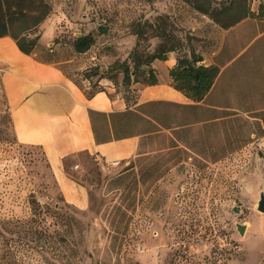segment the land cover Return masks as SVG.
Returning a JSON list of instances; mask_svg holds the SVG:
<instances>
[{
    "label": "rangeland",
    "instance_id": "obj_1",
    "mask_svg": "<svg viewBox=\"0 0 264 264\" xmlns=\"http://www.w3.org/2000/svg\"><path fill=\"white\" fill-rule=\"evenodd\" d=\"M46 1L52 13L37 30L32 59L52 49L70 73L106 70L133 48V24L162 15L223 75L195 109L177 106L188 101L157 60L154 87L142 77L124 88L119 75L115 84L73 76L86 93L100 90L129 106L151 92L153 107L143 111L166 128L141 141L139 157L106 171L82 154L84 169L70 175L88 189L83 211L62 202L42 154L14 140L0 93V264H264V213L256 207L264 194V20L224 30L181 0ZM258 5L250 3L256 16ZM81 35L93 44L73 55ZM146 39L153 51L158 41ZM96 123L100 134L103 117Z\"/></svg>",
    "mask_w": 264,
    "mask_h": 264
},
{
    "label": "crops",
    "instance_id": "obj_2",
    "mask_svg": "<svg viewBox=\"0 0 264 264\" xmlns=\"http://www.w3.org/2000/svg\"><path fill=\"white\" fill-rule=\"evenodd\" d=\"M202 60L205 66L219 69L206 100L214 93V87L223 74L222 68L215 62L207 61L205 57ZM175 62L173 55L169 54L163 63L170 69ZM0 67V93L4 98V109L9 116L14 140L42 154L51 181L65 205L79 211L87 209L90 202L88 189L70 175L81 173L84 169L79 157L82 154L88 156L95 166L106 171L114 161L126 163L139 157L141 141L152 135L132 134L121 139L96 141L95 134L101 135L103 127L110 132V126L105 125L107 120L105 122L103 118L102 132L99 134L96 117L125 113L127 109L133 110L155 97L151 96V92H146L131 107H127L119 97L109 99L101 92L87 98L55 66L40 64L23 55L9 37L0 39ZM96 100L102 103V107L94 106ZM185 105L191 103L188 101Z\"/></svg>",
    "mask_w": 264,
    "mask_h": 264
},
{
    "label": "trees",
    "instance_id": "obj_3",
    "mask_svg": "<svg viewBox=\"0 0 264 264\" xmlns=\"http://www.w3.org/2000/svg\"><path fill=\"white\" fill-rule=\"evenodd\" d=\"M191 6L200 15L207 17L211 22L221 29L228 28L242 22L244 19H254L259 17L264 20V1L258 0L257 16L250 10V3L257 0H181ZM52 13V5L46 0H0V39L9 37L15 44L16 49L23 55L32 57L36 53L39 35L37 30L49 15ZM135 43L131 51L122 62H114L106 70L94 65L79 73H70L66 66H58V61L51 58V50L47 51L45 58L35 57L34 60L40 64L54 65L63 76L70 79L75 86L85 94L87 98H92L95 92L86 93L78 80L73 76L89 80L91 77L97 78V82L107 79L115 84L116 76L121 77V87H128L129 84H137L139 77L144 78L147 87H154L157 84V77L151 68L155 60L166 62L169 53H176V62L168 72L170 87L186 98L191 105H177L185 108H198L200 103L211 92L215 80L218 77L219 69L216 66H205L200 54L195 53L191 45V37L185 34L183 39L178 37L173 22L169 16L158 15L153 23L138 22L131 26ZM97 33L106 35L105 27H98ZM150 34V39L158 42L153 51L144 46L147 42L146 35ZM93 44L91 35H81L74 39L71 44L72 54L79 55L87 52ZM63 66V65H62ZM104 74L106 76H104ZM133 79V81H132ZM127 102L126 100L124 101ZM136 103L132 104L134 106ZM127 107H131L126 103ZM153 107L152 103L140 104L133 110L127 109L125 113L111 114L104 116V121L109 124L110 132L103 127L101 135L95 134L96 141H104L108 138L121 139L128 135L137 136L150 135L160 130H165V126L156 116L147 115L143 109ZM91 117V114H90Z\"/></svg>",
    "mask_w": 264,
    "mask_h": 264
},
{
    "label": "water",
    "instance_id": "obj_4",
    "mask_svg": "<svg viewBox=\"0 0 264 264\" xmlns=\"http://www.w3.org/2000/svg\"><path fill=\"white\" fill-rule=\"evenodd\" d=\"M257 211L261 214L264 213V194H261L260 197H259V201L257 202ZM244 230H245V227L244 226H237V232L239 233V235H243L244 233Z\"/></svg>",
    "mask_w": 264,
    "mask_h": 264
},
{
    "label": "bare ground",
    "instance_id": "obj_5",
    "mask_svg": "<svg viewBox=\"0 0 264 264\" xmlns=\"http://www.w3.org/2000/svg\"><path fill=\"white\" fill-rule=\"evenodd\" d=\"M155 95H157V94H155ZM154 95V96H155ZM94 106H97V107H102V103H100V101H95V103H94Z\"/></svg>",
    "mask_w": 264,
    "mask_h": 264
},
{
    "label": "built area",
    "instance_id": "obj_6",
    "mask_svg": "<svg viewBox=\"0 0 264 264\" xmlns=\"http://www.w3.org/2000/svg\"><path fill=\"white\" fill-rule=\"evenodd\" d=\"M118 164H119V162L114 161V162H112V164L110 165V167H112V166H117ZM74 168H77V167L75 166Z\"/></svg>",
    "mask_w": 264,
    "mask_h": 264
}]
</instances>
